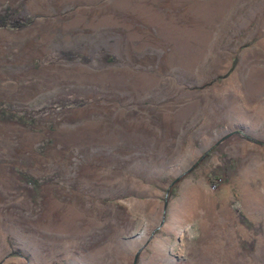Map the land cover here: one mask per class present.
I'll use <instances>...</instances> for the list:
<instances>
[{
	"label": "rangeland",
	"instance_id": "374dc122",
	"mask_svg": "<svg viewBox=\"0 0 264 264\" xmlns=\"http://www.w3.org/2000/svg\"><path fill=\"white\" fill-rule=\"evenodd\" d=\"M0 264H264V0H0Z\"/></svg>",
	"mask_w": 264,
	"mask_h": 264
},
{
	"label": "bare ground",
	"instance_id": "6f19581e",
	"mask_svg": "<svg viewBox=\"0 0 264 264\" xmlns=\"http://www.w3.org/2000/svg\"><path fill=\"white\" fill-rule=\"evenodd\" d=\"M45 47H46V46H45ZM18 62H19V61H18ZM16 64H17V62H16ZM21 64H22V62H21ZM23 64H24V62H23ZM23 64H22V65H23ZM17 65H18V64H17ZM61 93H62V92H61ZM61 95H62V94H61ZM17 239H19V238H17Z\"/></svg>",
	"mask_w": 264,
	"mask_h": 264
},
{
	"label": "trees",
	"instance_id": "16d2710c",
	"mask_svg": "<svg viewBox=\"0 0 264 264\" xmlns=\"http://www.w3.org/2000/svg\"><path fill=\"white\" fill-rule=\"evenodd\" d=\"M208 154H209V153H206V154L204 155V157L207 156Z\"/></svg>",
	"mask_w": 264,
	"mask_h": 264
}]
</instances>
